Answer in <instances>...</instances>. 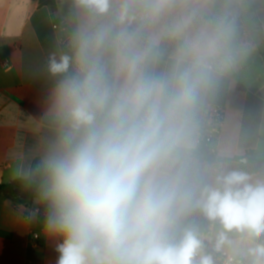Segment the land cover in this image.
<instances>
[{"label": "clouds", "instance_id": "9594fccd", "mask_svg": "<svg viewBox=\"0 0 264 264\" xmlns=\"http://www.w3.org/2000/svg\"><path fill=\"white\" fill-rule=\"evenodd\" d=\"M73 9L69 50L49 60L54 135L31 174L56 264H217L233 234L264 264V174L228 167L204 133L210 99L253 49L252 0Z\"/></svg>", "mask_w": 264, "mask_h": 264}, {"label": "crops", "instance_id": "0c3cea01", "mask_svg": "<svg viewBox=\"0 0 264 264\" xmlns=\"http://www.w3.org/2000/svg\"><path fill=\"white\" fill-rule=\"evenodd\" d=\"M254 46L210 99L225 109L223 130L208 146L228 167L264 174V0H254ZM73 0H0V184L28 178L54 133L47 118L57 77L49 60L67 52ZM243 88H238V86ZM39 246L32 248L33 233ZM214 237V231L212 233ZM223 252L250 264L247 236ZM59 241L39 227V210L0 195V264H56Z\"/></svg>", "mask_w": 264, "mask_h": 264}, {"label": "trees", "instance_id": "16d2710c", "mask_svg": "<svg viewBox=\"0 0 264 264\" xmlns=\"http://www.w3.org/2000/svg\"><path fill=\"white\" fill-rule=\"evenodd\" d=\"M264 7V2L261 4ZM258 5L252 0V11L256 10ZM262 44L264 47V34L261 35ZM238 88H243L241 85ZM207 151L210 149L206 147ZM211 153V152H210ZM39 160H34L28 178L18 179L8 184H0V195L13 199L18 203L32 205L39 210V227L44 229L45 218L47 214V205L39 198L37 184L32 180L31 174L35 170ZM39 198V202L35 205V199Z\"/></svg>", "mask_w": 264, "mask_h": 264}, {"label": "built area", "instance_id": "2783aa9c", "mask_svg": "<svg viewBox=\"0 0 264 264\" xmlns=\"http://www.w3.org/2000/svg\"><path fill=\"white\" fill-rule=\"evenodd\" d=\"M225 119V109L220 106L209 105L208 110L204 120V133H205V146L208 147L212 141L217 137L220 136L223 130V123ZM205 232L206 235L212 236L213 231L208 230L206 225ZM39 234L33 233L30 246L32 248H37L39 246ZM208 251H212L211 244L208 245ZM214 257L217 260V264H229V258H234L233 264H247L245 260L241 257H236L229 255L223 251L219 253L213 252Z\"/></svg>", "mask_w": 264, "mask_h": 264}, {"label": "water", "instance_id": "95a60500", "mask_svg": "<svg viewBox=\"0 0 264 264\" xmlns=\"http://www.w3.org/2000/svg\"><path fill=\"white\" fill-rule=\"evenodd\" d=\"M39 202V198L35 199V205H37V203Z\"/></svg>", "mask_w": 264, "mask_h": 264}]
</instances>
